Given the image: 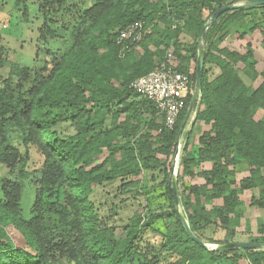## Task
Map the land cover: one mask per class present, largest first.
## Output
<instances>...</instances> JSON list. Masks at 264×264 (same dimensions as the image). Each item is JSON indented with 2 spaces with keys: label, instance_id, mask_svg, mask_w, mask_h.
<instances>
[{
  "label": "trees",
  "instance_id": "trees-1",
  "mask_svg": "<svg viewBox=\"0 0 264 264\" xmlns=\"http://www.w3.org/2000/svg\"><path fill=\"white\" fill-rule=\"evenodd\" d=\"M246 1L250 0H92L71 32L70 49L63 54L49 49L47 61L36 72L11 62L0 43V70L9 67V76L0 85V165L9 169L7 176L0 177V264H206L205 253L212 262L239 264L244 254L250 264H264L261 247L211 250L187 234L170 190L168 160L172 164L192 93L173 130L158 124L154 103L130 85L164 59V50H152L147 34L138 45L140 58L134 50L121 58L116 42L129 23L142 20L153 29L157 22L167 25L165 33L176 40V54L183 63L178 69L190 75L193 92L198 41L186 55L178 46V36L186 30L198 37L214 11ZM63 2L43 0L40 9L47 15L62 8ZM22 4L25 0H16L17 6ZM259 9L264 5L223 13L203 38L205 68L193 127L197 123L204 127L198 144L192 146L193 127L190 130L177 175L183 211L203 241V231L217 220L225 226L241 225L244 191L258 188L259 197L252 205L264 209V118H256L264 110V69L257 71L252 48L240 53L219 47L230 26ZM175 22L177 28L172 30ZM242 25L244 32L263 29L264 17ZM46 28L49 36L57 34ZM214 58L220 72L211 78L208 65ZM238 63L243 67L239 69ZM259 77L260 84L253 86ZM62 122L71 123L75 132L62 137L54 129ZM31 146L44 157L41 167L32 172L28 169ZM243 161L250 175L237 183L236 167ZM205 162L211 163V169L203 168ZM156 170L165 174L175 221L165 234L148 239L160 216L135 215L123 224L120 238L113 216L102 217L93 194L107 183H117V192L138 196L142 173ZM187 175L205 182L184 185ZM26 179L36 187L28 219L22 217L20 205ZM118 208L114 205L112 211ZM9 225L19 231V243L9 236ZM259 240L251 242L264 244V238ZM208 242L228 241L210 238Z\"/></svg>",
  "mask_w": 264,
  "mask_h": 264
},
{
  "label": "rangeland",
  "instance_id": "rangeland-1",
  "mask_svg": "<svg viewBox=\"0 0 264 264\" xmlns=\"http://www.w3.org/2000/svg\"><path fill=\"white\" fill-rule=\"evenodd\" d=\"M92 0H64L63 7L51 9L46 15L40 6L43 0H25V4L16 5V0H0V43L5 50L8 59L11 62H16L28 67L32 72H36L44 66L46 59H48V50L59 52L60 54L66 53L71 45V32L75 25L79 21V16L82 11L87 8ZM240 3V2H238ZM242 3V2H241ZM25 5L27 7L28 14L25 15ZM208 14V12H207ZM264 17V9L256 10L255 12L247 15L242 22L237 21L234 25L230 26L227 30L228 33L224 40L219 44L220 48H227L231 51H238L244 53L248 48H252L257 65L256 69L261 72L264 69V34L263 29L257 28L255 31H245L243 22L250 23L251 21L258 19L262 20ZM183 24V22H180ZM56 31L54 37L49 36L46 26ZM242 25V27H241ZM157 28L153 29L150 26L148 35L151 36L148 39L150 48L152 50L161 49L164 50V56L169 49L174 51L175 62L179 68L183 63L176 54V45L174 39L165 33L167 25L157 22ZM177 28V22L172 25V30ZM243 32V34H242ZM220 34L216 35L215 39ZM198 41V37L194 35V32L182 31L178 36L177 43L182 49L183 53L187 55V49L195 42ZM203 42V41H202ZM204 43V42H203ZM159 44V48H157ZM141 51V49H140ZM159 56L156 60H159ZM218 60L213 59V63L208 65L209 75L211 78L218 75L220 68L217 65ZM239 69L243 67L242 63L236 65ZM194 68V62L190 63L189 70L192 72ZM9 76V67L2 68L0 70V85ZM247 81L248 79L245 78ZM262 78L259 77L255 81L253 86L260 84ZM196 85V84H195ZM198 106V105H196ZM196 108V107H195ZM194 108V109H195ZM193 109V114L188 121L187 125L182 131L180 137L179 152L184 147L188 134L193 127L194 117L196 109ZM257 119L264 118V110L261 109L256 114ZM158 124H162L160 117L156 118ZM203 123H197L192 129L190 134V145L198 144L200 135L202 133ZM62 137H68L72 135L75 130L69 122L58 123L55 127ZM19 146L23 147L18 140L15 141ZM178 146L176 148V153ZM181 155V152H180ZM176 156V154H175ZM160 157L166 161L165 156L160 154ZM175 157L173 158L174 161ZM44 161V157L38 151L35 146L30 147V161L28 169L30 172L40 168ZM172 161V163H173ZM203 164V168L210 169L211 163ZM168 164L172 166L170 160ZM180 170V169H179ZM9 169L5 165H0V177H5L8 174ZM264 171V170H263ZM171 174V167H170ZM176 177L178 172L175 171ZM250 175V167L246 161H243L236 167L235 179L237 183L241 179ZM170 177V175H169ZM165 174L161 170L154 172L144 171L140 176L142 192L140 195L131 197L130 194H122L117 192V183H107L102 187L97 188L93 194V199L97 205L101 207V215L103 218H107L109 215L113 216L111 221L118 226V236L122 238L124 232L122 230L123 224L129 222L130 218L135 215H140L143 219L148 218L152 214H158L160 217L154 221L152 228L154 231L149 230L146 237L151 239L155 234L157 238L160 234H165L167 226L175 221L174 217H171L172 205L166 192V184L163 182ZM184 185L196 184L199 182H205L202 177H184ZM24 189L21 196V209L22 217L28 219L31 217V210L36 196V187L30 183L28 179L24 180ZM132 192L131 194H133ZM56 197H49L48 200H54ZM181 197V195H180ZM255 197H259V189H249L240 194V198L244 202L243 217L240 226L223 225L219 220L214 224L209 225L203 231L205 241L209 244V248H212L215 243H209L208 239H223L228 242L231 241H256L264 238V231L260 232V227L264 224V209L258 206L252 205V200ZM0 199H2V192L0 191ZM63 201V198H62ZM118 205L117 212L112 211L113 206ZM183 207V206H182ZM247 224L250 225V230L247 229ZM9 236L17 243L20 240L19 231L12 225L6 227ZM262 242V240H259ZM264 246L259 250H263ZM206 264H230L227 261L212 262L209 256L205 253ZM239 264H250L246 255H242L239 260Z\"/></svg>",
  "mask_w": 264,
  "mask_h": 264
},
{
  "label": "built area",
  "instance_id": "built-area-1",
  "mask_svg": "<svg viewBox=\"0 0 264 264\" xmlns=\"http://www.w3.org/2000/svg\"><path fill=\"white\" fill-rule=\"evenodd\" d=\"M149 30L150 27L142 20L129 23L121 29L116 40L120 47L121 58H125L128 52L135 50ZM130 86L141 98L154 103L157 116L170 130L175 128L186 106V98L193 93L190 75L178 69L172 49L166 52L164 59L156 62L152 71L133 80ZM177 146L176 172L180 167V139Z\"/></svg>",
  "mask_w": 264,
  "mask_h": 264
},
{
  "label": "water",
  "instance_id": "water-1",
  "mask_svg": "<svg viewBox=\"0 0 264 264\" xmlns=\"http://www.w3.org/2000/svg\"><path fill=\"white\" fill-rule=\"evenodd\" d=\"M95 3V0H94ZM260 5H264V0H250V1H246V2H242V3H232V4H228L225 6H221L219 9H217L216 11L213 12V14L210 16V18L207 20V22L204 24V26L202 27L199 36H198V56L196 59V66H195V73H196V85L194 88V91L192 93V98L190 101V104L188 106V109L186 111L185 114V118L183 120V122L180 125V129H179V136H178V141L180 139V136L182 134V131L184 129V127L187 125L188 121L190 120L192 114H193V109L194 106L197 104L199 105L200 102V95H201V91H202V75H203V71L205 68V56H204V52H203V38L204 35L206 33V31L216 22V20L219 18V16H221L223 13L230 11V10H235L238 8H250V7H256V6H260ZM195 119V117H194ZM178 153V150H177ZM176 153V155H177ZM175 167H176V163H175V159L172 163L171 166V174L169 177V183H170V190L171 193L173 195L174 198V202H175V208L176 211L180 217V220L187 232V234L197 243H199L200 245L209 248V244L203 240H201L192 230L190 223L183 211V207H182V202H181V197H180V191H179V184L177 181V177L175 174ZM264 246L263 243L260 242H251V241H231V242H225V243H220L217 245H214L212 248H210L211 250H234V249H248V248H260Z\"/></svg>",
  "mask_w": 264,
  "mask_h": 264
},
{
  "label": "crops",
  "instance_id": "crops-1",
  "mask_svg": "<svg viewBox=\"0 0 264 264\" xmlns=\"http://www.w3.org/2000/svg\"><path fill=\"white\" fill-rule=\"evenodd\" d=\"M140 49L141 48H136L133 52H134V55L136 56V58H140V55H141V51H140ZM181 137V136H180ZM206 164H209V162L208 163H206ZM212 166V165H211ZM206 169V168H205ZM211 169V168H210ZM202 183H204V182H199V183H196V184H202Z\"/></svg>",
  "mask_w": 264,
  "mask_h": 264
}]
</instances>
